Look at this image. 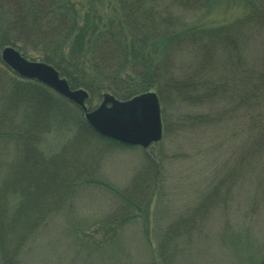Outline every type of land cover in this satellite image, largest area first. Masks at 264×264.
Listing matches in <instances>:
<instances>
[{"label": "trees", "instance_id": "16d2710c", "mask_svg": "<svg viewBox=\"0 0 264 264\" xmlns=\"http://www.w3.org/2000/svg\"><path fill=\"white\" fill-rule=\"evenodd\" d=\"M77 1L0 0V50L11 46L29 60L50 64L71 88L88 91L89 109L96 105L95 96L103 100L107 93L125 100L153 91L162 128L170 103L226 102L230 113L241 108L247 117L250 133L241 156L250 162L253 153L264 148V43L257 61H249L244 53L248 34L264 30V0H245L242 17L219 27L188 25L166 9L170 4L182 11L205 10L216 0H109L103 11L102 0H88L82 15L74 9ZM184 55L190 66L184 59L182 65L178 62ZM0 96L6 116L23 112L18 131L0 116V138L17 133L14 149L22 161L0 178V195L8 194L6 200L0 196L2 240L4 225L6 230L17 225L21 232L26 231L22 226L42 225L80 184L81 174H90L91 164L83 162L76 141L98 137L131 146L97 133L79 106L37 79L13 77L0 85ZM200 119L184 114L182 122ZM82 162L83 167L77 165ZM16 254L10 252L3 264H15ZM261 258L258 264H264V255Z\"/></svg>", "mask_w": 264, "mask_h": 264}, {"label": "rangeland", "instance_id": "374dc122", "mask_svg": "<svg viewBox=\"0 0 264 264\" xmlns=\"http://www.w3.org/2000/svg\"><path fill=\"white\" fill-rule=\"evenodd\" d=\"M87 1H77L78 15L88 10ZM107 1L99 2V10ZM164 4L162 12L169 9L188 25L223 26L245 10V0H216L199 11ZM242 31L258 32L248 34L244 50L249 61H257L264 30ZM183 59L191 65L186 55L181 65ZM0 70V85L18 77L3 63ZM95 99L91 109V100L84 101L87 110L100 105L102 98ZM2 105L0 96L4 123L20 130L22 110L6 116ZM169 105L174 103L168 104L161 139L146 148L98 137L76 141L90 174H81L80 184L42 225L22 226L24 238L17 225H4L0 264L13 250L15 264H258L264 255V148L250 162L241 156L250 133L243 109L230 113L232 107L221 101ZM184 114L201 119L183 123ZM16 134L0 138V178L22 162ZM22 194L18 185L17 196ZM0 196L6 200L8 194Z\"/></svg>", "mask_w": 264, "mask_h": 264}, {"label": "water", "instance_id": "95a60500", "mask_svg": "<svg viewBox=\"0 0 264 264\" xmlns=\"http://www.w3.org/2000/svg\"><path fill=\"white\" fill-rule=\"evenodd\" d=\"M0 56L20 76L44 82L80 106L85 120L97 133L123 144L144 148L161 138L160 107L155 92H144L128 100H119L106 93L96 109L87 110L85 89L70 88L53 66L42 61H29L11 46L3 47Z\"/></svg>", "mask_w": 264, "mask_h": 264}, {"label": "bare ground", "instance_id": "6f19581e", "mask_svg": "<svg viewBox=\"0 0 264 264\" xmlns=\"http://www.w3.org/2000/svg\"><path fill=\"white\" fill-rule=\"evenodd\" d=\"M40 83L44 84V82L40 81Z\"/></svg>", "mask_w": 264, "mask_h": 264}]
</instances>
